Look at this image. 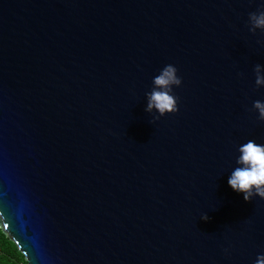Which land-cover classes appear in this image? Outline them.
Listing matches in <instances>:
<instances>
[{"label": "water", "instance_id": "1", "mask_svg": "<svg viewBox=\"0 0 264 264\" xmlns=\"http://www.w3.org/2000/svg\"><path fill=\"white\" fill-rule=\"evenodd\" d=\"M264 0H0V230L27 264H255ZM177 69L176 113L146 93ZM207 215L208 220L201 217Z\"/></svg>", "mask_w": 264, "mask_h": 264}, {"label": "clouds", "instance_id": "2", "mask_svg": "<svg viewBox=\"0 0 264 264\" xmlns=\"http://www.w3.org/2000/svg\"><path fill=\"white\" fill-rule=\"evenodd\" d=\"M249 32L255 34L259 29L264 32V10H257L248 15ZM255 86L264 87V68L260 64L255 65ZM153 87L146 93V112L151 113L154 109L159 117L166 113H176L178 98L173 94V86L181 85V78L177 76V69L169 64L164 66L158 75L153 78ZM253 109L258 112L257 119L264 121V102L254 101ZM240 155L236 160L238 165L233 169L228 178V185L237 193L243 194L245 202H249L254 196L264 199V144H257L249 140L238 149ZM208 220L207 215L201 217ZM255 264H264V254L258 255Z\"/></svg>", "mask_w": 264, "mask_h": 264}, {"label": "trees", "instance_id": "3", "mask_svg": "<svg viewBox=\"0 0 264 264\" xmlns=\"http://www.w3.org/2000/svg\"><path fill=\"white\" fill-rule=\"evenodd\" d=\"M0 264H27L16 245L0 230Z\"/></svg>", "mask_w": 264, "mask_h": 264}]
</instances>
